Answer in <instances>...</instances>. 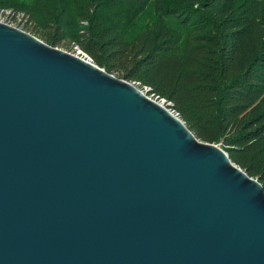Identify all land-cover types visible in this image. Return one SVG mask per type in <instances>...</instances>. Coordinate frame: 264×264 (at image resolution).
<instances>
[{"label": "water", "instance_id": "1", "mask_svg": "<svg viewBox=\"0 0 264 264\" xmlns=\"http://www.w3.org/2000/svg\"><path fill=\"white\" fill-rule=\"evenodd\" d=\"M135 82L0 21V264H264V186Z\"/></svg>", "mask_w": 264, "mask_h": 264}, {"label": "trees", "instance_id": "2", "mask_svg": "<svg viewBox=\"0 0 264 264\" xmlns=\"http://www.w3.org/2000/svg\"><path fill=\"white\" fill-rule=\"evenodd\" d=\"M8 9L165 99L264 186V0H0Z\"/></svg>", "mask_w": 264, "mask_h": 264}, {"label": "built area", "instance_id": "3", "mask_svg": "<svg viewBox=\"0 0 264 264\" xmlns=\"http://www.w3.org/2000/svg\"><path fill=\"white\" fill-rule=\"evenodd\" d=\"M0 13L1 14H5L8 17V20L9 21H7L5 23L11 24V25L16 26V27L19 26V21L18 20H21L20 19L21 18V15H23V13L16 14V12H14L11 9H8V10H0ZM15 17H17V19ZM0 21L4 22L3 20H0ZM74 48H75V52L77 51L76 54H81L82 56H84L88 60L93 61L92 57L89 54H87L86 52H84L78 45H76ZM158 100H160V101H162L163 103L166 104V100L165 99H158ZM172 111L174 112L175 115L179 116L177 112H175L174 110H172Z\"/></svg>", "mask_w": 264, "mask_h": 264}, {"label": "rangeland", "instance_id": "4", "mask_svg": "<svg viewBox=\"0 0 264 264\" xmlns=\"http://www.w3.org/2000/svg\"><path fill=\"white\" fill-rule=\"evenodd\" d=\"M20 19H21V20H18V21H19V25H21V23H22V26H23L25 23L28 22V17H27L25 14L21 15V18H20ZM0 20H3L4 22L9 21V20H8V17H7L5 14H1V13H0ZM18 27H19V26H18ZM21 29H22V28H21ZM23 30H24V29H23ZM65 42L67 43L68 46H66V44H65V46H61V47H59V48L65 50V51L72 52V53L76 54L77 51L75 52V50H71L70 47H69V44L71 43V41L67 40V41H65ZM71 44H72V43H71ZM74 49H75V48H74ZM114 75H115V76H118L119 74L117 73V74H114ZM141 89L144 90V91L147 93V95L150 96L151 98H153V99H157L156 96H153L152 94H148V89H147V88H141ZM157 100H158V99H157ZM166 105H167V104H166Z\"/></svg>", "mask_w": 264, "mask_h": 264}]
</instances>
